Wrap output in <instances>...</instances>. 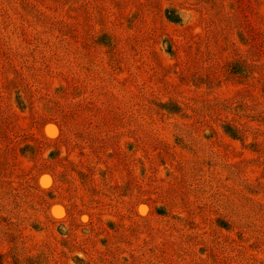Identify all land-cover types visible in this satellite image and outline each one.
Segmentation results:
<instances>
[{
	"label": "rangeland",
	"instance_id": "rangeland-1",
	"mask_svg": "<svg viewBox=\"0 0 264 264\" xmlns=\"http://www.w3.org/2000/svg\"><path fill=\"white\" fill-rule=\"evenodd\" d=\"M72 1L42 3L67 20L63 8ZM150 1L164 35L181 47L176 56L165 53L161 33L147 37L145 52L135 48L139 41L126 44L128 56L88 43L96 50L83 53L50 29L42 34L58 37L62 52L46 51L52 44L22 10L30 4L0 0V47L9 44L28 63L20 74L18 62L0 54L3 264H180L181 235L194 252L198 238L210 239L264 264V97L257 76L243 81L228 71L232 45L261 46L264 0ZM166 8L184 13L185 24L164 21ZM53 96H69L85 138L94 137L61 132L57 123L67 126L74 116ZM122 98L138 106L112 108L128 104ZM168 101L171 112L157 107Z\"/></svg>",
	"mask_w": 264,
	"mask_h": 264
},
{
	"label": "trees",
	"instance_id": "trees-1",
	"mask_svg": "<svg viewBox=\"0 0 264 264\" xmlns=\"http://www.w3.org/2000/svg\"><path fill=\"white\" fill-rule=\"evenodd\" d=\"M17 1L30 4L28 6L24 5L22 10L24 13L29 14V16L31 15L32 20L35 22L36 26H38L39 29L37 30L41 32V34L37 32L36 33L39 35V37L43 36L44 40L52 44V46L46 45L44 47L46 48V51L52 49L56 50V52L59 50L62 52V48L57 46V41L59 39L58 37L56 38L55 36H51L50 38H47L42 34L50 31V29L55 31L58 30L56 31V34L59 37L62 35L63 38H61V40L63 39L66 41H74L78 43L83 53L87 54L92 50H96L89 47V45H86L88 43L90 44V46L92 44L94 46H101L102 48H105L109 54H115V52L117 51H122L123 54L127 53L128 56H130L126 44H128L129 42L135 43L138 41L139 46L135 48H140L145 52L147 51L149 45L148 42H145V40H147V37L152 35L155 36L158 33H161V45L167 55L171 57L176 56L181 50V47H178L177 45L173 46V41H171L166 35H164L163 28L154 20V16L151 13L152 6L150 4V0H121V3L119 4H112L113 0H75L72 2H67L65 4L67 8L63 6L64 8L62 15H64L65 18L67 16V20L61 17L57 11H54L51 6L48 7L47 5H44L42 3V0ZM4 2H6V0H4ZM115 17H118V27L116 26V24H114V22H111V20H113V18ZM162 19L171 25L182 26L183 24H185L186 15L178 9L166 8L164 11H162ZM226 24H229V22L227 21ZM54 27L56 28L54 29ZM204 32L207 33V30L204 29ZM0 36L5 38V36H3V33H0ZM142 37L144 41L141 39ZM5 40H8V38L4 39V42ZM11 41L12 43H16V41H14L13 39H11ZM243 42L244 45L242 47H235V45H232L231 49L234 51V53L232 62L229 64L228 71L230 72V74H232V76L243 81H250L251 79L255 80L254 76H257L259 80L257 83L261 84L260 93L264 97V39L262 40L261 46L253 45L250 41L247 40ZM8 45L9 44L4 43L3 46L0 47V54L2 55V57L10 54V56L18 62V64H14V66L21 74L22 68L28 64H21L24 60H26V57L23 53H18L14 49H12L11 51L6 50ZM204 46L206 51H210L212 49L210 47L211 42L209 41V39L206 43H204ZM13 53H17L20 56H13ZM54 56H56V53L50 55V58H53ZM78 57L80 58L81 55ZM31 59H33L32 56ZM63 59L64 61L67 59L65 54ZM43 62L42 64H40V67L45 68ZM80 65L81 64L77 61V67H80ZM30 66L32 68L35 67L34 65ZM209 66L210 65H205V68L209 69ZM70 69L72 70L71 67ZM138 79L140 78L138 77ZM78 85H80V82L78 83ZM57 88L62 87H60L59 85ZM84 94H87V96H89V94L86 93V90ZM15 95L17 98L18 107L20 109H23L24 106L22 105L19 92L15 93ZM54 100L56 101V103H58V108L63 113L69 114L73 112L72 116H74L72 120L66 121V123H64L67 126L62 125V127L59 123L55 122L60 127L61 132H66V135L70 136L73 131L76 134H79L80 138H85V132H83V128L79 125V122L76 118L81 115L78 110H75L76 104L69 101V96L65 99L56 98ZM122 100L128 104H122L123 102L120 103V100H118L120 104H114L112 105V108L120 110L121 108H126L128 106H138L134 103H130V101H127L124 98H122ZM170 104L171 101L161 102L157 104V107L171 112V110L169 109L171 107ZM236 106L239 108V104ZM141 110H143V108H141ZM251 112L252 114L255 113L254 110H252ZM142 123L145 126H148V124H146L144 121H142ZM223 125L226 134L230 138L237 141L240 140L239 130L236 129L233 124L223 123ZM150 130L153 131L152 128H150ZM86 136L88 138H85V140L94 137L91 134H88ZM128 146L129 148H132L134 144L129 143ZM256 147V143L250 144L251 149ZM51 157H55L54 152L51 153ZM12 190L14 191V189ZM7 193L9 192L7 191ZM3 202L0 198V203ZM3 206H5V203H3ZM158 212V214L162 215L161 210H159ZM216 222L222 229L228 230L226 226H230L227 225V223H225L222 218H218ZM109 224L114 225V222L109 221ZM238 238L243 239V237L240 235L238 236ZM179 241L181 243V249L178 248L177 258L179 259L180 264H222L220 260H217V258L220 256H223L224 258L225 263L223 262V264H234L232 255L236 260L239 261V263L237 264H255L252 258H247L245 255H238V253H236L235 257L230 250L224 249L223 247L219 249L218 246H215V242L211 241L210 239L208 240L198 238L197 252L193 251L196 249L194 247L190 249L189 246L192 244L194 245V243L191 242L187 244L186 240L184 239V235H181ZM181 241H185L186 245ZM3 258L4 256L0 251V264H3ZM75 259L80 263L85 262V259L80 256H77Z\"/></svg>",
	"mask_w": 264,
	"mask_h": 264
}]
</instances>
